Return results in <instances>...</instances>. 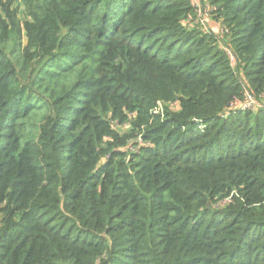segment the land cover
<instances>
[{"label": "trees", "instance_id": "16d2710c", "mask_svg": "<svg viewBox=\"0 0 264 264\" xmlns=\"http://www.w3.org/2000/svg\"><path fill=\"white\" fill-rule=\"evenodd\" d=\"M0 264H264V0H0Z\"/></svg>", "mask_w": 264, "mask_h": 264}, {"label": "built area", "instance_id": "2783aa9c", "mask_svg": "<svg viewBox=\"0 0 264 264\" xmlns=\"http://www.w3.org/2000/svg\"><path fill=\"white\" fill-rule=\"evenodd\" d=\"M195 5L199 7L200 3L195 1ZM210 10V9H209ZM198 13L203 16V19H205V15L208 13V8L205 6H200L198 8ZM248 101L245 102L244 106L249 107L253 104V100H251V97L248 96Z\"/></svg>", "mask_w": 264, "mask_h": 264}, {"label": "rangeland", "instance_id": "374dc122", "mask_svg": "<svg viewBox=\"0 0 264 264\" xmlns=\"http://www.w3.org/2000/svg\"><path fill=\"white\" fill-rule=\"evenodd\" d=\"M23 7H24V6H23ZM209 15H210V12H209V9H208V13L205 15V18L209 17ZM207 24H208L209 26H214V25H215L212 21H207Z\"/></svg>", "mask_w": 264, "mask_h": 264}]
</instances>
